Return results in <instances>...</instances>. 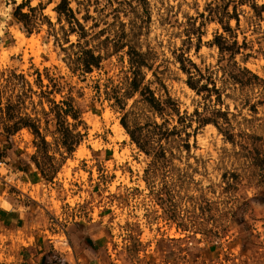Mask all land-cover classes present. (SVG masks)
<instances>
[{
	"label": "rangeland",
	"instance_id": "obj_1",
	"mask_svg": "<svg viewBox=\"0 0 264 264\" xmlns=\"http://www.w3.org/2000/svg\"><path fill=\"white\" fill-rule=\"evenodd\" d=\"M68 1L0 0V205L99 220L107 264H241L264 246V0Z\"/></svg>",
	"mask_w": 264,
	"mask_h": 264
},
{
	"label": "crops",
	"instance_id": "obj_2",
	"mask_svg": "<svg viewBox=\"0 0 264 264\" xmlns=\"http://www.w3.org/2000/svg\"><path fill=\"white\" fill-rule=\"evenodd\" d=\"M12 155V152L7 153L4 159L13 162L17 158ZM6 204L0 205V264H51L53 255L79 264L108 263L110 253L106 241L109 233L99 220L61 219L32 204L8 199ZM54 235H63L60 247L56 246L58 239L53 238ZM13 241L18 242L13 245ZM240 241L241 264H264V246L250 236ZM166 252L167 241L162 240L151 250L152 260L163 258Z\"/></svg>",
	"mask_w": 264,
	"mask_h": 264
},
{
	"label": "trees",
	"instance_id": "obj_3",
	"mask_svg": "<svg viewBox=\"0 0 264 264\" xmlns=\"http://www.w3.org/2000/svg\"><path fill=\"white\" fill-rule=\"evenodd\" d=\"M56 10L58 12H71L72 13V8L69 7V1L68 0H59L57 6H56ZM22 16H28V14L25 13H21ZM216 40L218 38H220V36H216L215 37ZM225 45L222 47L224 48ZM91 58L94 60V64H97V60H96V56L91 55ZM87 68H89V65L91 64V62H87L86 63ZM188 84L192 87V88H196L197 91H206L208 93H210L211 91H216V87L214 85V83L211 82L212 85H210V76L205 75L204 73H202L197 67H195V73L188 71ZM205 80V81H203Z\"/></svg>",
	"mask_w": 264,
	"mask_h": 264
},
{
	"label": "built area",
	"instance_id": "obj_4",
	"mask_svg": "<svg viewBox=\"0 0 264 264\" xmlns=\"http://www.w3.org/2000/svg\"><path fill=\"white\" fill-rule=\"evenodd\" d=\"M4 164H5V161L2 158H0V167ZM0 178H1V175H0ZM52 260H54V262L57 264H79L78 261H74V263H69L68 261H66L65 258H63L60 255H53Z\"/></svg>",
	"mask_w": 264,
	"mask_h": 264
},
{
	"label": "bare ground",
	"instance_id": "obj_5",
	"mask_svg": "<svg viewBox=\"0 0 264 264\" xmlns=\"http://www.w3.org/2000/svg\"><path fill=\"white\" fill-rule=\"evenodd\" d=\"M19 1V0H18ZM14 36L15 37H19V38H23V35L17 30V29H15L14 31ZM114 129H115V131H117V132H120V133H122L123 132V128H122V126L120 125V123H118V122H115V124H114ZM119 134V133H118Z\"/></svg>",
	"mask_w": 264,
	"mask_h": 264
}]
</instances>
